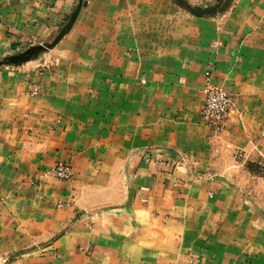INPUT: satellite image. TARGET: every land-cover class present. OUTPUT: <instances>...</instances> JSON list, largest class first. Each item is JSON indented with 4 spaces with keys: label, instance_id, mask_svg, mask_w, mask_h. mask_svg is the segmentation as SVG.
<instances>
[{
    "label": "crops",
    "instance_id": "obj_1",
    "mask_svg": "<svg viewBox=\"0 0 264 264\" xmlns=\"http://www.w3.org/2000/svg\"><path fill=\"white\" fill-rule=\"evenodd\" d=\"M78 2L0 0V60L52 41ZM208 69L234 101L219 134ZM260 161L264 0L210 16L87 0L47 55L0 65V264H264V177L244 171Z\"/></svg>",
    "mask_w": 264,
    "mask_h": 264
},
{
    "label": "built area",
    "instance_id": "obj_2",
    "mask_svg": "<svg viewBox=\"0 0 264 264\" xmlns=\"http://www.w3.org/2000/svg\"><path fill=\"white\" fill-rule=\"evenodd\" d=\"M222 41H214L211 46L217 48L222 46ZM212 69H208L205 72L206 78L203 87L204 103L201 109V118L206 126L213 133H220L231 114L234 107V101L230 92L223 86L216 85L212 81ZM143 82H145L143 80ZM33 94L37 93L40 86L36 84L34 86ZM54 175L63 180H68L73 176V167L69 162L58 161L53 168ZM142 201L147 202L146 197H142ZM59 206H62L63 201H59Z\"/></svg>",
    "mask_w": 264,
    "mask_h": 264
},
{
    "label": "water",
    "instance_id": "obj_3",
    "mask_svg": "<svg viewBox=\"0 0 264 264\" xmlns=\"http://www.w3.org/2000/svg\"><path fill=\"white\" fill-rule=\"evenodd\" d=\"M176 1L178 2L179 5L189 6L188 1L186 0H176ZM232 1L233 0L219 1L216 4L207 7L191 8V11L193 14L197 16L214 15L223 11L224 9H227ZM86 5H87V0H79L76 8L71 13L68 21L59 29L58 34L51 42H44L38 45H32L21 53L6 56L0 60V65L2 64L21 65L27 61H30L31 59L36 58L41 51H46L48 49L54 48L58 44V42L71 30L82 7Z\"/></svg>",
    "mask_w": 264,
    "mask_h": 264
},
{
    "label": "rangeland",
    "instance_id": "obj_4",
    "mask_svg": "<svg viewBox=\"0 0 264 264\" xmlns=\"http://www.w3.org/2000/svg\"><path fill=\"white\" fill-rule=\"evenodd\" d=\"M187 1V0H186ZM219 1H224V0H213V3H211V4H209V5H206V6H201V5H197V4H191V3H188L189 4V6H183V5H179L178 4V2L176 1V0H170V2L172 3V4H174L176 7H178V8H180V9H182L183 11H186V12H188L189 14H191V15H195V14H193L192 13V11H191V8H196V7H207V6H211V5H214V4H216V3H218ZM226 9H224L223 11H221V13L222 12H224ZM195 16H197V15H195ZM202 16H210V15H202ZM47 42V41H46ZM50 42H51V40H50ZM34 45H38V43L37 44H34ZM30 46H32V45H30ZM29 46V47H30ZM29 47H26L25 49H23V50H17L16 51V53H14V54H18V53H21V52H23V51H25L27 48H29ZM51 49H48V50H46V51H41L40 52V54L36 57V58H34V59H31V60H35V59H38L39 57H43V56H45V55H47L48 53H49V51H50ZM13 55V54H12ZM28 62V61H27ZM26 63V62H25ZM10 65H13V64H10ZM219 134V133H218ZM243 155H245V152L244 151H239L238 153H237V156H238V158L239 157H243ZM246 165H245V167H244V171H246V174L248 175V177L250 178V177H252V176H261V177H264V162H262V161H260V162H249V163H245ZM257 212H258V214H260L262 217L264 216V208H261V209H259V211L257 210ZM13 257H14V255H11L10 256V258H9V260L7 261V262H10L12 259H13Z\"/></svg>",
    "mask_w": 264,
    "mask_h": 264
}]
</instances>
